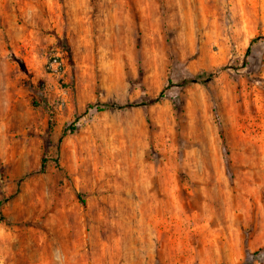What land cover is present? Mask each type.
Segmentation results:
<instances>
[{
	"label": "rangeland",
	"instance_id": "1",
	"mask_svg": "<svg viewBox=\"0 0 264 264\" xmlns=\"http://www.w3.org/2000/svg\"><path fill=\"white\" fill-rule=\"evenodd\" d=\"M0 264H264V0H0Z\"/></svg>",
	"mask_w": 264,
	"mask_h": 264
},
{
	"label": "trees",
	"instance_id": "2",
	"mask_svg": "<svg viewBox=\"0 0 264 264\" xmlns=\"http://www.w3.org/2000/svg\"><path fill=\"white\" fill-rule=\"evenodd\" d=\"M200 78H202V76H188V77H184V78H182L181 80H179L178 82V84L180 85V86H185V85H187V84H190V83H193V82H196V81H198V80H202V79H200ZM162 96V94H160L159 95V97L158 98H156L154 101H157V100H159V98ZM153 101V102H154ZM139 104H142V103H129V104H127V105H121V106H134V105H139ZM93 106H95L94 104H89L88 105V108H90V107H93ZM97 106V105H96ZM97 108H99L98 106H97ZM57 163H58V161H57Z\"/></svg>",
	"mask_w": 264,
	"mask_h": 264
}]
</instances>
